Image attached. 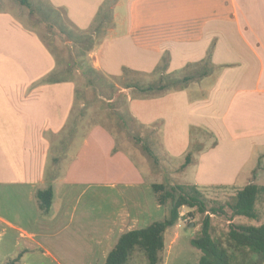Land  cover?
I'll return each instance as SVG.
<instances>
[{
  "label": "crops",
  "instance_id": "obj_1",
  "mask_svg": "<svg viewBox=\"0 0 264 264\" xmlns=\"http://www.w3.org/2000/svg\"><path fill=\"white\" fill-rule=\"evenodd\" d=\"M47 2L92 36L84 64L96 78L89 85L108 90V103H124L126 132L140 128L141 138L134 137L143 143L145 131L158 126L154 141L168 160L185 157L195 144L198 151L181 167L185 172L175 170L173 178L198 188L235 187L239 180L264 184V0ZM7 17L0 13V23ZM30 30L6 25L0 31V197L8 193L14 206L0 212V264L9 257L5 228L16 232L13 248L20 256L41 252L17 264H103L122 232L165 217L151 188L160 181L147 179L127 151L117 150L116 132L97 120H90L71 154L68 140L80 134L72 113L86 89L78 87V67L72 79L48 80L56 58ZM206 59L211 73L183 88L144 89L153 76L180 80L186 71L203 70L198 64ZM213 118L223 154L219 142L202 145L213 136ZM54 147L60 155L48 163ZM103 164L113 171L118 164L121 173L106 176ZM48 185L52 204L40 216L35 193Z\"/></svg>",
  "mask_w": 264,
  "mask_h": 264
},
{
  "label": "rangeland",
  "instance_id": "obj_2",
  "mask_svg": "<svg viewBox=\"0 0 264 264\" xmlns=\"http://www.w3.org/2000/svg\"><path fill=\"white\" fill-rule=\"evenodd\" d=\"M28 1L33 5V13L30 12L29 8L21 5L17 0H0V13H5L7 16H9L7 18H10L9 22H6L5 24L0 23V31L6 25H15L20 29H25L27 31H29L30 29V31L34 30V32H36L44 40H42L43 42L47 43L48 45H50V47L54 48L56 52H58L59 60L61 62V68L66 67L67 65H69L70 67H75L76 64L75 62H73V59L76 56V48L78 49V45L74 44L72 38H69L66 34L62 33L58 26L54 24V17H52L50 13L45 9L47 0ZM41 8H43V10ZM44 11H46L47 14ZM62 22L65 24L68 30H73V32L76 33V31L71 28L64 19L62 20ZM22 48L24 47L22 46ZM24 55L27 59V55L25 53ZM21 56L22 58L24 57L23 54ZM78 76V87L80 89H86V91L83 95L84 101L78 98L76 105L74 106V111L72 113L71 121L75 122L76 125H78L77 127H79L78 131L80 132V134L71 136L68 140L70 149L69 151H71V154L72 152H74L73 149L76 148L77 144L82 141L83 137H85L83 134H81V132L93 125L91 124L90 120H97L101 123H104L110 129L116 132L115 137L118 145L117 150L127 151L134 159V163L136 164V166L140 169L142 174L147 177V179L153 178V180L155 181L164 182V178H169L170 182H165L168 185L182 184L185 186H192V184H185L188 180H185V178L182 179L181 176H178L177 178L172 177L173 171L175 170H177L178 172L176 173L179 174L185 172L184 169H181V167L184 165L185 157H182L181 159L176 158L168 160L163 156V153H161L162 149L159 141H154L157 136L156 132L158 131V126H156V129L154 131H145L144 137L146 142H143L149 145L156 155L161 153L157 159V166V164H155L156 162L153 163L152 157L148 156V154L142 149L141 145L138 144L135 140L134 136H141H139L140 128L137 127L133 132L130 133L126 132L123 129L125 125L123 124V121H121L119 116L120 114L118 112H125L124 103L122 106L120 101H113L114 103L112 104L108 103L106 99L108 90L102 88L98 89L99 91H97V88L89 85V80H94L92 75L86 74L84 76ZM158 77L159 76H156L155 78L153 76L156 81ZM96 93H99L98 98ZM213 122L215 127L213 129V136L206 139V141H204L202 145H205V148L211 147L212 145V147L214 148L219 142L218 153L222 152L223 154V141H220L222 137L220 134L218 118H213ZM71 124H69V126H72ZM117 124L119 125L117 126ZM59 137L60 136H57L53 139L59 140ZM63 137L64 136L62 135V138ZM55 147L50 151V159L47 160L48 163H50V160L53 156L60 155L59 152L57 153L55 151ZM140 151L146 156L147 160L145 157H143ZM190 151H192V147L188 149V152ZM194 153L195 152L193 151L192 156ZM244 153L246 154L247 150H245ZM244 158L246 157L244 156ZM154 164L157 167H155ZM101 168L106 172V176H110L112 174L119 175L121 173L118 164L114 168V171L113 166L108 167L106 166V164H103ZM166 168L167 170L170 169L171 171H166V173L164 170ZM245 184L246 182H244L243 180H239L235 187L207 186L204 188H198L195 186L200 194L201 200L204 203L206 212L199 213L196 211V208H181L180 219L176 224L167 228L164 234L163 264H197L198 259L201 256V251L193 247L190 244V240L201 234L203 219L207 215L209 216L211 236L216 240H220L224 248H227L226 235L230 223L251 226H258L264 223V193L259 195L255 203V211L257 212L256 218H248L245 216H234L232 218L228 217L231 212L227 205L232 202L236 191L238 189H241ZM255 184L264 186V184L260 183ZM1 194H4V192H1ZM8 198L12 199V197L8 193L6 194L4 199L0 197V212L2 208H4L5 212L7 213L10 206H13L12 201L6 200ZM218 206H223L227 215L212 214L211 212H209V209L211 207ZM189 214L193 215L191 216ZM15 234L16 232H14L12 229H4V235L2 239L4 243L3 246H5V254L9 253V257L7 258L8 260L15 257V254L18 253V250H15L13 248V240ZM228 251L230 250L228 249ZM35 253L40 254L41 252L37 249H35L34 252H25L21 256V262L28 260ZM251 259L256 260L257 255H252ZM31 264H35V262L32 260ZM38 264H49V261L45 259Z\"/></svg>",
  "mask_w": 264,
  "mask_h": 264
},
{
  "label": "trees",
  "instance_id": "obj_3",
  "mask_svg": "<svg viewBox=\"0 0 264 264\" xmlns=\"http://www.w3.org/2000/svg\"><path fill=\"white\" fill-rule=\"evenodd\" d=\"M21 5L26 6L33 13V5L28 0H17ZM42 7V6H41ZM43 10V8H41ZM45 9L54 17L53 22L58 26L62 33L72 38L76 48V56L73 59L75 67H60L58 52L54 48L45 43L56 58V68L48 77L52 82L72 79L76 76V67L79 69V74L92 75L95 72L93 68L86 67V56L90 51L93 38L85 31L78 30L66 17V13L62 10L55 9L47 2ZM104 8H102V11ZM35 12V11H34ZM46 14L47 12L44 11ZM50 19V18H49ZM70 25L73 30H68L62 20ZM43 40V39H42ZM44 41V40H43ZM80 48V49H79ZM82 49V50H81ZM198 65L203 67V70H196L192 73L186 71L183 73L180 80H170V75H160L153 83H149L144 89L153 92H164L166 90H174L183 88L191 80H198L213 70L209 60H204ZM86 70H85V69ZM96 73V72H95ZM119 113V112H118ZM121 121L124 119L123 114L119 113ZM125 125V121L123 122ZM136 142L141 143V140L135 138ZM142 149L157 162V157L153 154L146 143H141ZM198 151L195 144L192 145V151L185 156L184 166L187 165L192 158V152ZM153 195L156 202L163 206L166 214L161 220L151 222L143 228H136L122 232L114 245L106 254L103 264H135V257L143 256L147 264H163L164 251V234L167 228L173 226L180 219V210L182 207L196 208L199 213H205V206L201 200L200 194L195 187L185 186L182 184L168 185L165 182H154L151 184ZM264 193V186L255 183H248L241 189H238L233 197L232 202L227 206L231 214L228 216H245L248 218H256L255 203L259 195ZM53 200V189L51 185L43 189H38L35 193V201L38 214L44 215ZM209 212L212 214L227 215L223 206L211 207ZM193 215V214H189ZM226 246L220 240H216L211 236L209 226V216L203 219L201 234L190 240V244L201 251V256L197 264H264V223L258 226L243 225L230 223L226 235ZM228 249L230 251H228ZM21 254H17L14 258L7 260L4 264H17ZM252 255H257V259H251Z\"/></svg>",
  "mask_w": 264,
  "mask_h": 264
},
{
  "label": "water",
  "instance_id": "obj_4",
  "mask_svg": "<svg viewBox=\"0 0 264 264\" xmlns=\"http://www.w3.org/2000/svg\"><path fill=\"white\" fill-rule=\"evenodd\" d=\"M189 225H192V224H189Z\"/></svg>",
  "mask_w": 264,
  "mask_h": 264
}]
</instances>
